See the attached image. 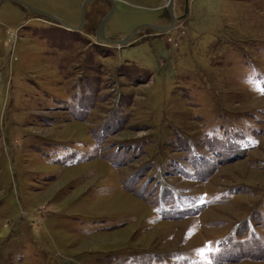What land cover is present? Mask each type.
<instances>
[{
  "label": "rangeland",
  "instance_id": "rangeland-1",
  "mask_svg": "<svg viewBox=\"0 0 264 264\" xmlns=\"http://www.w3.org/2000/svg\"><path fill=\"white\" fill-rule=\"evenodd\" d=\"M173 8L0 0V264H264V0Z\"/></svg>",
  "mask_w": 264,
  "mask_h": 264
},
{
  "label": "water",
  "instance_id": "water-1",
  "mask_svg": "<svg viewBox=\"0 0 264 264\" xmlns=\"http://www.w3.org/2000/svg\"><path fill=\"white\" fill-rule=\"evenodd\" d=\"M14 2H17L19 4H22L23 6L31 9L34 12L43 14L51 19H53L54 21L60 23L63 27H65L68 30H79L85 22V15H86V9L88 4L93 1V0H85L83 2L82 8H81V20H80V24L78 26H73L70 25L69 23L65 22L63 19L47 12L44 11L42 9L36 8L34 6H32L31 4H29L28 2H26L25 0H12ZM111 3V9L110 11L105 15V17L102 19L100 26L97 29V35L99 38L105 40L106 42H108L109 44H113L116 46H127L129 44L130 39L138 32V30H140L143 27L152 29L154 31H156L157 33H166L170 30H172L176 25H177V17L174 14V2L175 0H169V5H168V10L170 12L171 18H172V22L168 25H158V24H153V23H141L137 26H135L131 32L126 35L123 39H113L108 37L105 34V28H106V24L109 21V19L111 18V16L113 15L115 8H116V1L115 0H108Z\"/></svg>",
  "mask_w": 264,
  "mask_h": 264
}]
</instances>
